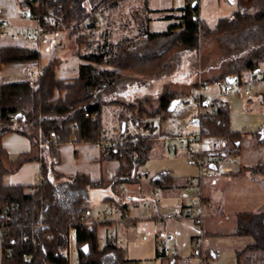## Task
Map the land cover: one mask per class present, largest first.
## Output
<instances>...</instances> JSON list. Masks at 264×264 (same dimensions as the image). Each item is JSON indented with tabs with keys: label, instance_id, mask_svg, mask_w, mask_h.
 <instances>
[{
	"label": "trees",
	"instance_id": "trees-1",
	"mask_svg": "<svg viewBox=\"0 0 264 264\" xmlns=\"http://www.w3.org/2000/svg\"><path fill=\"white\" fill-rule=\"evenodd\" d=\"M118 1L15 0V3L23 15L29 16L35 11L42 26L46 27L42 18L50 17L74 33L95 11L104 6L114 7ZM194 1L196 5L192 6ZM232 1L235 7L232 13L219 17L212 27L199 19L197 0L186 1L183 7L175 9L179 13L174 18L177 19L175 24L161 32L146 30V40L134 48L119 45L109 54L102 52V48L91 52L83 57L86 64L78 66L77 75L71 79L55 77L57 59H53L42 68L32 86L27 80L1 85L0 139L14 132L25 136L31 145L30 151L21 154L15 162L9 161L7 165L0 159V264H72L58 255L59 250L67 246L70 228L76 232L77 262L73 264H142V261L129 259L126 250L113 239L104 238L100 243L97 222L91 226L83 224L84 220L91 218L89 191L137 184L142 176H146V172H139V168L148 160L151 144L165 137L156 126L174 112V107L170 111L171 104H177L185 96L164 93L158 106L150 112L141 109L140 103H121L123 109L135 113V117L132 114L130 117L138 127H145L146 132L139 135L125 133L116 140L107 139L101 125V108L107 104L104 98L128 73L143 77L159 75L168 70L169 57L196 51L201 40L216 43L225 55L249 50L245 59L228 62L219 77L207 80L205 85L227 79L233 80L234 84L239 82L242 74L249 73L251 77L264 74L260 67L264 62V0ZM170 18V15L166 16L167 20ZM87 26L90 28L91 24ZM76 35V40L80 41L83 32ZM39 57L35 49L0 48V66L35 64ZM101 64L106 69L94 66ZM143 114L151 120L144 126L141 124ZM191 122L196 123L202 136L224 139L227 148L223 152L227 154L236 153L244 137L243 133L231 129L229 107L223 97H210L206 106H201L200 113L191 115ZM260 133L264 135V127ZM256 136L259 138L258 133ZM69 143L99 144V160L114 161L118 169L108 181H93L84 172L60 175L53 169L59 162L58 149ZM104 143L108 146H103ZM46 152L53 159L50 167L54 174L52 180L47 176ZM217 154L208 152L205 156L210 158ZM38 160L42 176L36 183L24 186L7 184L6 177L18 167L27 161ZM248 171L264 176V164L257 163ZM185 183L179 182L168 171L155 173L149 179L151 188L163 194L178 195ZM113 190L117 192L115 188ZM235 221L232 235L249 239L235 252V263L264 264V210L238 213ZM7 250H10L9 254ZM23 255L29 256L27 263L23 262ZM199 255H203L202 252ZM157 257L167 264H177L176 254L168 259L160 243Z\"/></svg>",
	"mask_w": 264,
	"mask_h": 264
},
{
	"label": "rangeland",
	"instance_id": "rangeland-1",
	"mask_svg": "<svg viewBox=\"0 0 264 264\" xmlns=\"http://www.w3.org/2000/svg\"><path fill=\"white\" fill-rule=\"evenodd\" d=\"M186 1L189 0H119L114 7L104 6V8L95 11L88 18V22L90 21V23H84L85 25L81 26L82 29L78 28V31L74 33L64 26H61V28L49 27L50 29L47 35L48 44L36 48L40 56L38 65L42 69L49 61L57 59L54 68L55 77L60 79H71L77 75V67L86 64L83 57L91 52H96V50L102 48V52L109 54L119 45L134 48L146 40V30L161 31L165 30L169 25L175 24L177 19L174 18L179 15L175 9L183 7ZM197 2L199 9L198 17L200 20L207 23L209 27H212L219 17L228 16L235 9L234 3L230 4L228 0H197ZM0 10L1 15L5 17V20L12 29L32 28L35 25L34 20L18 12L15 0H0ZM167 15H170L172 19L170 18V20H167ZM87 24H91V27L88 28ZM77 32H83V37L80 41L76 40ZM26 45L28 49L33 50L29 48L30 46L28 44ZM248 51L247 49V51H242L239 54L233 51L229 55H225L224 50L217 46L216 43L201 40L196 51L176 54L169 57L167 59L168 70L159 75L143 77L128 73L127 77L120 81L117 87L104 98L107 104L101 108L100 119L101 125H103L105 130V136L107 139H118L122 136V128L125 127V125L128 134L139 135L146 132L145 127H138V124H135L130 117L131 114L135 117V113H131L132 111L128 109H123L122 105H120L121 103L126 105H138L140 103L141 109L150 112L158 106V101L164 93L171 92L175 95H182L185 97L192 95V93L198 95V93H196L198 89L209 85L204 84L207 80L218 78L228 62L245 59ZM94 66L101 70L106 69L104 64ZM260 67L261 69L264 68V62H262ZM248 74H242L241 78L247 80V82H251L253 79H249L248 76L250 74ZM13 78H16V76H13ZM260 85H262L261 82L253 84V90H251V95H249L250 97L242 92L245 86H238L235 83L232 85L234 94L213 96L218 98L223 97L227 102L232 130H252V132H257L259 130L258 128L262 125L261 118H264V99L261 100L257 98L259 94L254 92V88H258ZM213 93L217 92H213L212 88L208 87V94ZM205 102H207V100ZM203 106H206V103H204ZM192 114L193 112L191 113L187 109L184 110L183 113L178 114L171 112L158 122L156 129L164 133L166 138H160L151 144L148 160L144 165L140 166L139 172H146L147 176L152 177L155 173L167 170L179 180L183 177H195L197 174V165L190 162V158L186 155L187 151L178 146L176 141V136H179L180 133L191 132V130H193L194 126L191 123ZM150 121L151 120H148L146 114L142 115L141 124H143V126ZM222 140L224 139H217V141ZM256 141L257 138L250 137L245 138L241 142L242 144L239 148L241 160H243L244 155L257 156L256 153L258 150L254 149ZM168 146L174 148V151H169L167 149ZM3 153V150H0V159L3 160L4 164L6 163L8 165V159ZM237 160H240V156L237 157ZM256 164L251 166L243 165L236 173L229 174L238 176L239 174L247 173L249 172L248 170ZM249 174L255 177L260 176L258 174H252V172H249ZM8 178L9 176L6 177V182ZM179 182H181V180ZM183 190L180 193L184 192ZM102 192L103 194H109V196L114 195L111 186L97 188L95 191H91L90 195L92 199L96 201V199L99 198L98 195H100V193L102 194ZM102 200L103 199L97 204H93L94 208H91V211L94 215H96L97 210L104 209L105 205ZM204 200L208 201L210 206L204 211L203 219L205 213L209 211L212 206L211 199L204 198ZM230 203L231 204L228 206L231 209L230 213L232 211H246L248 209V206L242 203L237 204L236 200L230 201ZM240 205L242 206L241 208H239ZM260 210H264V207ZM226 213L225 215L224 211L222 218L214 219L219 224L218 230H215V232L218 231V233L223 235L220 237L217 235H209L205 239V234L203 232L201 234V241L203 242V239H205V241L204 245L201 242L202 245L199 249V253L202 250V254H204L201 256H191V258H183L182 264L184 262L199 264V256L203 258L205 264H207V262H209V264H236V253H234V249L239 251L242 247H238L237 242L239 239L245 242L249 239L242 237L237 238L231 234H227L233 230L234 221H231L229 212L227 211ZM134 233L135 238H140V234H137V231ZM171 243L170 241L168 246H170ZM206 250H214L217 252L218 256L207 259L205 255ZM70 254V262L72 264L77 262L75 243L72 244ZM246 256H244V258ZM142 264L145 263L142 261ZM161 264L163 263L161 262Z\"/></svg>",
	"mask_w": 264,
	"mask_h": 264
},
{
	"label": "crops",
	"instance_id": "crops-1",
	"mask_svg": "<svg viewBox=\"0 0 264 264\" xmlns=\"http://www.w3.org/2000/svg\"><path fill=\"white\" fill-rule=\"evenodd\" d=\"M0 20H5V17L1 15V10ZM6 46L28 48L26 43L21 40H11L6 37L5 39L0 38V48ZM35 67L39 73L43 71L38 63L20 65L7 64L6 66H0V87L7 83H17L24 80L28 81L30 79V70L35 69ZM263 70L264 68H262V72H264ZM256 75L260 76V73ZM13 76H16V78H13ZM248 77L251 79V75ZM261 83L262 85L258 88H254V92L259 94L257 97L258 99L263 100L264 81ZM261 120L262 125L258 128L259 130L257 132H252V130H233L235 132L239 131L243 133V140L250 137L257 138V141L254 144V149L258 150L256 153L257 156L244 155L243 160H241V155L239 153L241 143L236 148V153H219L216 155L215 160L208 164L216 171V176L214 178L205 179L201 182V191L203 190L202 193L204 198L212 200V206L210 210L205 213L203 219L202 233L204 232L205 239L209 235H217L218 237L223 235L218 233V231L215 232V230H218L219 224L214 219L222 218L224 211L225 215L228 211L231 221H234L232 227L233 230L230 233H227L228 235H232L236 225L235 217L238 213L259 211L264 207V176L255 177L250 175L249 172L239 174L238 176L229 174L236 173L243 165L251 166L256 163L264 164V135L260 133V130L264 127V118H261ZM191 123L194 126L193 129H195L197 127L196 123ZM122 131L128 133V131H126V125L122 128ZM257 133L259 134V138L257 137L258 135L256 136ZM165 138L166 137H163L161 139ZM30 145V142L25 136H21L14 132H10L2 136L0 139V150H3L5 153L8 162H15L21 154L28 153L30 151ZM58 155L59 162L53 169L63 176L84 172L88 174L93 181L97 179L108 181L118 169L117 163L114 161L99 160V144L69 143L58 149ZM45 156L44 160L48 170L47 176L49 180H52L54 179V174L53 171L50 170V167L53 159L47 152L45 153ZM239 156L240 160L238 161L237 157ZM40 165L41 162L39 160L25 162L18 167L15 172L10 174L7 184L23 186L33 185L36 183L37 179L42 176ZM150 178L151 176H147L146 174V176L140 178L137 184H126V191L122 193H115L111 188L114 192L113 196H109L107 193L103 194L102 192V194L100 193V195H98L99 198L96 199V201L92 199L90 193L97 188L89 191L90 211L91 208H94L93 204H97L101 199H103L102 201L105 205L103 210H97L96 212L100 213L101 217L96 218V215H94L92 211L90 212L91 218L98 223V239H100V243L105 240L104 238L113 239L119 247L126 250L129 259L139 262L143 261L145 264H149L155 260V258H158L157 245L160 243L168 259L171 255L176 254L178 258L177 264H182L183 258H191V256L199 255L197 249H200L202 244L204 245L205 239H203L202 242L201 237L200 242L198 241L196 245H193V239L200 236H197L198 229L195 228L190 221L184 219L165 220V215L171 209L173 204L178 201L187 204L189 202V197L187 194H184V192L178 195L174 193L163 194L157 189L151 188L149 184ZM189 178L194 177H183L180 180L184 182ZM235 200L237 204L242 203L243 205L248 206V209L246 211L238 210L230 213L231 209L228 206L231 204L230 201ZM144 203H148L151 206L154 203L156 209L145 210L142 208V204ZM241 207L242 206L240 205L239 208ZM104 213L107 214L104 215ZM135 231L138 232L137 234H140V238L134 237ZM143 237L146 239L144 240ZM170 241L172 242V246H168ZM247 242L248 240L245 242L244 240L241 241L239 239L237 246L244 247ZM234 251L236 252L235 249ZM205 255L207 256V259L218 256L217 252L214 250H206ZM193 258L196 259L195 257ZM161 262L167 264L166 261ZM183 264L193 263L184 262ZM207 264H209V262H207Z\"/></svg>",
	"mask_w": 264,
	"mask_h": 264
},
{
	"label": "built area",
	"instance_id": "built-area-1",
	"mask_svg": "<svg viewBox=\"0 0 264 264\" xmlns=\"http://www.w3.org/2000/svg\"><path fill=\"white\" fill-rule=\"evenodd\" d=\"M36 5V4H35ZM25 16V15H24ZM32 20L35 21V25L31 28H14L9 25V23L5 20H0V38H8L11 40H21L22 42L28 44L33 50L38 48L41 45H47L48 39L47 35L49 33V27H59L61 28V25H59L55 19L50 17H43L42 21L46 25V27L42 26L39 23L38 15L33 11L31 15L28 16ZM82 28V27H80ZM39 71L35 67V69L30 70V79L28 80V85L32 86V83L35 81V79L39 76ZM253 80L251 82H247V80H244L241 78L239 82H234L238 86H245V88L242 89L243 94L249 96L251 95V90L253 84L256 82H263L264 81V74L260 76H253L251 77ZM232 84H228L225 80L215 81L209 85H204L205 87H201L196 91L198 95H195L192 93L190 97H184L182 98L175 106H174V112L178 113L184 110H189L193 114H197L201 112V106H203L205 101L208 100L210 97L213 96H226L229 94H234L232 89ZM208 87H211L213 94H208ZM192 114V115H193ZM87 118H89V115H85ZM94 115L91 116L93 119ZM176 141L178 146L182 147L187 151V156L190 158V162L192 164L197 165V174L194 178L186 179V187L184 188V194H187L189 197V202L187 204H183L182 202H176L171 206V209L167 212L165 215V220H188L190 221L195 228L198 229V235L200 237H197L193 239L192 244L196 245L197 242H200L201 234H202V225H203V216L204 211L209 208L210 204L208 201L204 200V196L201 193V182L205 179L212 178L216 175V171L208 165L211 162L215 160V156L207 158L205 156V153H222L223 151H226V142L224 140L217 141L216 139L206 138L205 136H202L200 133V130L198 127L193 129L191 132L181 133L179 136H176ZM114 145L113 143L111 144ZM103 146H108L107 143H104ZM169 151L173 150L171 146H168L167 148ZM115 190L117 192H124L126 191L125 185H117L115 186ZM142 208L145 210H153L156 209V205L153 203L151 206L148 203L142 204ZM107 213H104L106 215ZM101 217L100 213H96V218ZM95 218V219H96ZM97 220V219H96ZM95 220L93 218H90L88 220H84V225L91 226ZM76 232L73 228H70L68 231L67 236V246L64 249L59 250L58 255H60L61 258L64 260L70 262L71 257V247L72 244L76 243L75 240ZM49 238V236L47 237ZM145 240L146 238L143 237ZM7 254L10 253V250L6 251ZM29 259V256L23 255V262L27 263ZM199 264H205L203 261V258L199 256ZM149 264H161L160 258H155L151 263Z\"/></svg>",
	"mask_w": 264,
	"mask_h": 264
},
{
	"label": "water",
	"instance_id": "water-1",
	"mask_svg": "<svg viewBox=\"0 0 264 264\" xmlns=\"http://www.w3.org/2000/svg\"><path fill=\"white\" fill-rule=\"evenodd\" d=\"M228 1H229L230 4H232V0H228ZM195 5H196V2H193V3H192V6H195ZM226 82H227L228 84H231V83H233V80H231V79H227ZM175 105H176V103H172V104H171V106H170V111L173 110V107H174Z\"/></svg>",
	"mask_w": 264,
	"mask_h": 264
}]
</instances>
